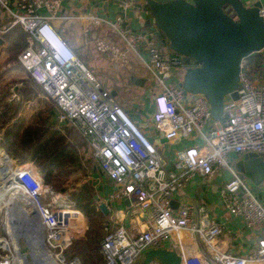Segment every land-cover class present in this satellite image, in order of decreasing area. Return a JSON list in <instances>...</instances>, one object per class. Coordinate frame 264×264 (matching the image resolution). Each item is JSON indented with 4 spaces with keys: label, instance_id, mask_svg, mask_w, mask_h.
Returning <instances> with one entry per match:
<instances>
[{
    "label": "built area",
    "instance_id": "2783aa9c",
    "mask_svg": "<svg viewBox=\"0 0 264 264\" xmlns=\"http://www.w3.org/2000/svg\"><path fill=\"white\" fill-rule=\"evenodd\" d=\"M60 1L0 0V12L9 17L0 25V35L17 25L28 35L27 45L17 55L18 63L54 102L58 110L56 120L60 125L75 128L88 144L102 173L114 183V191L105 200L127 198L136 208L150 211L151 223L130 236L124 226L116 223L122 212L115 210L112 219H116L117 226L112 229L106 225L100 246L105 264H133L147 250L162 248L173 233L179 237L183 231L198 234L207 244H212L224 233V227L207 216L204 205L182 204L174 210L172 197L195 174L209 179L221 169L229 171L220 189L225 212L241 220L248 230L261 229V236L242 255L217 251L205 260L182 255L181 264H264V205L231 164L232 155L241 157L252 152L264 158V82L251 77L243 60L236 90L238 97L227 96L223 115L215 120L203 94L186 92L173 81L176 71L197 67L199 63L192 59L186 63L183 55L163 47L168 40L157 27L134 32L123 26L124 19L118 16L114 27L131 48H143L146 65L156 77L158 89L153 97L152 113L155 128L167 139L181 136L191 142L177 150L174 171H169L155 143L51 26L49 19ZM118 5L150 16L140 3L120 1ZM42 8L50 14H41ZM260 14L264 19L261 9ZM18 100L19 95L12 87L8 101ZM12 169H23L17 176L22 181L18 187L45 230V244L59 248L54 257L65 264L63 251L71 243L69 230L75 224L68 212L72 210L83 218L82 213L46 205L43 198L47 197L48 189L30 163ZM83 227L82 221L77 230L82 231ZM0 264H9L8 259H2Z\"/></svg>",
    "mask_w": 264,
    "mask_h": 264
},
{
    "label": "crops",
    "instance_id": "0c3cea01",
    "mask_svg": "<svg viewBox=\"0 0 264 264\" xmlns=\"http://www.w3.org/2000/svg\"><path fill=\"white\" fill-rule=\"evenodd\" d=\"M120 1L139 3L138 0H61L59 8L49 22L110 95L117 96L118 100L113 97L114 100L124 108L133 122L155 143L166 169L174 171V157L177 150L191 142L181 136L167 139L154 127L152 121L154 107L149 111V101L153 100L157 91L153 92L156 87V77L146 65V52L131 48L114 27L113 22L120 16L124 19L122 25L128 26L134 32L154 29L156 26L143 12L135 8L119 7ZM256 1L261 3V10L264 12V0H243L246 5ZM40 13L50 14L44 8L40 9ZM8 19L5 12H0V25L6 23ZM148 21L150 24L147 23ZM19 30L25 35L22 27H19ZM7 33L4 36H8L11 32ZM4 36L0 35V39L4 42L1 47L8 46ZM163 47L168 48V44H163ZM246 68L253 79L264 82L263 55L257 67L246 64ZM22 72L27 73L24 69ZM176 72L178 74L175 73L173 78L182 75L181 70ZM53 110L57 114L54 108ZM238 158L232 155L231 164L234 165ZM93 159L96 161L94 157ZM228 177L227 169L219 170L209 179L197 173L189 178L183 188L175 192L172 197L174 210L182 204L195 207L204 205L207 216L221 224L224 227V233L208 246L201 243L198 234L183 231L181 236L177 237L176 233H173L162 248L174 250L186 258L195 255L202 260L212 258L217 251L227 252L230 248L231 251L238 249L240 255L250 249L251 244L258 236H261L259 234L261 229L248 230L241 220L225 212L220 198V189ZM89 182H92L95 188L96 204L101 201L99 210H101L100 204H105L107 214H111V218H114L115 210L120 209L122 215L116 223L124 226L130 236L137 235L151 223L150 211L136 208L127 198L105 200L114 191L115 185L102 173L97 161L92 167ZM261 183L264 184V181ZM195 220L197 222L199 220L197 215Z\"/></svg>",
    "mask_w": 264,
    "mask_h": 264
},
{
    "label": "water",
    "instance_id": "95a60500",
    "mask_svg": "<svg viewBox=\"0 0 264 264\" xmlns=\"http://www.w3.org/2000/svg\"><path fill=\"white\" fill-rule=\"evenodd\" d=\"M147 8L155 26L168 40L172 51L190 59L199 66L188 68L183 78L174 77L173 81L186 92L203 94L210 105L213 119L223 115L224 100L227 96L236 99L240 78L241 63L254 53L264 56V19L260 14L259 1L246 5L243 0H138ZM3 40L0 39V45ZM154 101H149V111ZM56 112L57 108L54 107ZM0 150H3L0 148ZM4 151V150H3ZM7 160L11 158L4 152ZM234 169L248 176L254 183L264 181V158L256 153H246L239 157ZM16 181L22 183L17 176ZM104 214L108 213L105 204H100ZM34 219L36 213H32ZM29 223V221H28ZM25 220V226L28 224ZM40 239L24 234H16L17 254L24 264H48L51 255L46 252L43 226L38 222ZM26 235V234H25ZM19 238L25 240L29 250L22 253ZM32 239H35L33 241ZM39 247L49 257L39 260L33 257L32 247ZM8 248V243L5 242ZM156 259L160 264H181L182 256L174 250L151 248L144 254V264ZM71 261L81 264L77 257ZM70 262L68 264H70Z\"/></svg>",
    "mask_w": 264,
    "mask_h": 264
},
{
    "label": "trees",
    "instance_id": "16d2710c",
    "mask_svg": "<svg viewBox=\"0 0 264 264\" xmlns=\"http://www.w3.org/2000/svg\"><path fill=\"white\" fill-rule=\"evenodd\" d=\"M19 27L21 28L20 25L15 26L8 33L18 31ZM25 46L26 42L21 40L6 46L7 56L4 65L14 67V63L18 62V53ZM261 56L260 53H255L245 60L246 64L257 67ZM6 70L8 67L0 74ZM185 71H181L182 74ZM25 74V77L21 78L22 86L16 87L18 101L9 102V87L5 84L0 85V129L3 130L0 144L17 164L30 163L46 187L55 192L67 193L72 208L84 214L85 231L64 249L65 260L70 261L77 257L81 264H105L100 246L106 234L107 216L96 208L95 188L88 177L91 176L96 161L92 154L88 153L86 141L74 127L68 126L66 130H61L53 110L54 102L44 96L41 87L28 73ZM38 92L45 97L43 104L39 102ZM32 101L37 103L34 105ZM79 148L85 154L82 163L81 156L78 155ZM28 184L35 186L33 182ZM72 219L76 220L74 217ZM135 261L133 264H144V254ZM149 264L160 263L153 259Z\"/></svg>",
    "mask_w": 264,
    "mask_h": 264
},
{
    "label": "rangeland",
    "instance_id": "374dc122",
    "mask_svg": "<svg viewBox=\"0 0 264 264\" xmlns=\"http://www.w3.org/2000/svg\"><path fill=\"white\" fill-rule=\"evenodd\" d=\"M147 23L150 24L149 21ZM1 36L3 37L4 34H2ZM4 37H5L8 45L14 44L19 40L25 41L26 45H27L28 35L26 33L24 35V33L21 30H19L17 32H13L9 36H4ZM3 43L0 45V72H3L4 68H6V67H8V70H6L2 75L0 74V85L5 84L6 86L9 87L8 90L10 91V89L12 87L16 89V87L22 86L21 78L22 77L24 78L26 74L24 72H22L23 68L18 62H15L13 65L14 67H12V68H9V66L4 65L5 64L4 59H5V56H7V52H6V47H1V46H3ZM142 51H143V48H141V50L139 52H142ZM179 77L182 79L183 75H179ZM157 89H158V87L156 85V87H154V89H153V92L156 91ZM37 91H39V90H37ZM38 94L40 96V98H38V99H40L39 102L42 103V101H45L44 100L45 97H43V94L40 95L39 92H38ZM113 97L116 100H118L116 95H114ZM32 103H34V105H35L37 102L32 101ZM40 103L38 104V107L41 106ZM136 109H138V108L136 107ZM56 121H57L59 127L61 128V130H66L65 128H67L68 126L60 125L58 120H56ZM2 131L3 130L0 129V137L2 135ZM154 133H156V130H154ZM86 146L88 147L87 143H86ZM0 147H2L1 144H0ZM87 149H89V151L88 150L87 151L90 154V148L88 147ZM0 152H1V154L4 155L5 150L4 151L0 150ZM78 155L81 156L82 160H80V161L82 163L85 154H83V151L80 148L78 149ZM175 159H176V157H174V161H175ZM11 164H12V166H11ZM19 165L20 164H17L13 159H11V162H7L6 160H3L0 158V243H1L0 244V261L4 258H7L9 264H17V262H16L17 254H16V252L12 246L13 241H12L11 235L7 229V213H8V210L14 208L16 205L19 208H21L24 216L26 215V217L29 220V224L31 222H32V224H35V225L38 222L40 223L38 218L34 219V217L32 215V213H33L32 205L29 203L28 199L26 198L25 193L17 186V185H19V182L13 178L14 174L16 176H18V174L23 171V169H19L18 171H14L12 169V167L15 168L16 166H19ZM31 167H33V166L31 165ZM33 169H34V167H33ZM34 172H35V174L38 173L35 169H34ZM88 177L90 178V175ZM241 178L248 184V186L251 188L253 193L257 196V198L264 205V184H262V183L256 184L251 180L250 177L245 176V175H241ZM4 182H6V183L3 184ZM77 184H79V183H77ZM9 189H11V190L9 192H7ZM46 189H48L47 197L43 198V201L46 205L50 204L52 207L56 206V207H62V208H67V209L69 208V209L74 210V208H72L73 206H71V204L69 203L67 193L55 192L54 190H52L48 187H46ZM50 190L52 192H50ZM70 211H72V210H70ZM78 211H80V210H78ZM147 211H149V209ZM80 212L82 213V211H80ZM78 215L81 216L80 214H78ZM82 215H83V218L81 216V218L79 220L73 221L75 224H73L72 229L69 230V236L71 237V242L75 237L82 235L85 231L86 219H85V216L83 213H82ZM106 216H107L106 217L107 218V220H106L107 225L109 227H111L112 229L114 227H116L117 225L114 224L116 219H112L111 214H106ZM81 219H83V220H81ZM82 221L84 223V227H83L84 230L78 231L77 227H80V224L82 223ZM32 224H31V226H32ZM35 225H34V227H35ZM30 228H32V227H30ZM43 233H45L44 229H43ZM200 241L204 246H208V244L204 240L200 239ZM5 242L8 243V248L5 247ZM18 244H19L21 252L27 254V257H28L29 250L26 246L25 240L23 238H19ZM46 252L49 253L53 258H55L54 256L59 252V248H53L49 244H47L46 245ZM227 253L232 254V255H240L241 254L240 251L236 248L233 249V251H231V248L228 249ZM64 259H65V254H64ZM64 263L65 264L69 263V260H65ZM55 264H59V263H55Z\"/></svg>",
    "mask_w": 264,
    "mask_h": 264
},
{
    "label": "bare ground",
    "instance_id": "6f19581e",
    "mask_svg": "<svg viewBox=\"0 0 264 264\" xmlns=\"http://www.w3.org/2000/svg\"><path fill=\"white\" fill-rule=\"evenodd\" d=\"M0 158L3 159V160H6V158L4 157L3 154H1V152H0ZM6 161L10 162L8 160H6ZM13 176H16V175L14 174ZM5 183L6 182H4L3 184H5ZM10 190L11 189H9L7 192H9ZM68 213H71V215H70L71 217L70 218H72V216H73L76 219V221L81 218V216H79L74 211H69ZM25 220L28 223V221H29L28 218L26 217V215L24 216L21 208H19L18 206L15 205L14 208L8 210V213H7V229L9 231L10 235H11V238H12V241H13L12 246H13L16 254H17V248H18L17 247V242L15 240V235L16 234H20L21 233V234H24V236H30V237L34 236V237L37 238V241H39V239H40V235H39L40 226L38 227L37 223L35 225V224H32V222L30 224L28 223L27 226H25ZM72 221H74V220H72ZM31 224H32V226H31ZM34 225H35V227H34ZM30 227H32V228H30ZM32 240L35 241V239H32ZM32 249H33L32 254H33L34 258H37L39 260L45 261L44 259L45 258L47 259L49 257V255L45 254L42 251V249L39 248L38 246L37 247H32ZM51 258L54 261L51 259V261L49 260L48 264H55V263H59L60 264V262H59V260L57 258L56 259L53 258V257H51ZM16 262H17V264H24L23 258L21 256H19L18 254H17ZM70 264H78V263L73 261Z\"/></svg>",
    "mask_w": 264,
    "mask_h": 264
}]
</instances>
